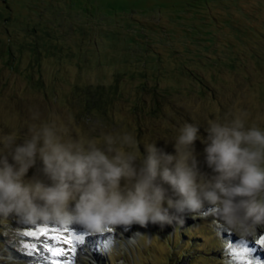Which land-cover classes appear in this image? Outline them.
Masks as SVG:
<instances>
[{"label":"rangeland","instance_id":"1","mask_svg":"<svg viewBox=\"0 0 264 264\" xmlns=\"http://www.w3.org/2000/svg\"><path fill=\"white\" fill-rule=\"evenodd\" d=\"M260 216L264 0H0V264H264Z\"/></svg>","mask_w":264,"mask_h":264},{"label":"bare ground","instance_id":"2","mask_svg":"<svg viewBox=\"0 0 264 264\" xmlns=\"http://www.w3.org/2000/svg\"><path fill=\"white\" fill-rule=\"evenodd\" d=\"M244 199H245V197H238L235 201L228 202L225 205V210H226L229 218L235 217L241 211L243 204H244ZM259 218L264 221V216H260ZM257 253H259V252H257ZM257 253L254 255L255 257L260 256V254L258 255ZM38 260L40 261L41 259L38 258Z\"/></svg>","mask_w":264,"mask_h":264}]
</instances>
